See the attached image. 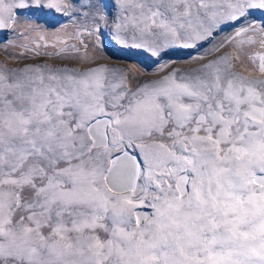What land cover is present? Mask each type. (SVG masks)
I'll return each instance as SVG.
<instances>
[{"label": "snow or ice", "instance_id": "1", "mask_svg": "<svg viewBox=\"0 0 264 264\" xmlns=\"http://www.w3.org/2000/svg\"><path fill=\"white\" fill-rule=\"evenodd\" d=\"M0 264H264V0H0Z\"/></svg>", "mask_w": 264, "mask_h": 264}]
</instances>
